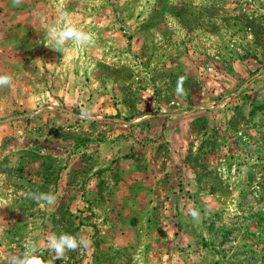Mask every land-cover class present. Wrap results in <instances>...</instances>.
<instances>
[{
	"label": "rangeland",
	"instance_id": "374dc122",
	"mask_svg": "<svg viewBox=\"0 0 264 264\" xmlns=\"http://www.w3.org/2000/svg\"><path fill=\"white\" fill-rule=\"evenodd\" d=\"M61 7L93 44L50 49ZM3 74L0 264H264V0H0Z\"/></svg>",
	"mask_w": 264,
	"mask_h": 264
},
{
	"label": "clouds",
	"instance_id": "9594fccd",
	"mask_svg": "<svg viewBox=\"0 0 264 264\" xmlns=\"http://www.w3.org/2000/svg\"><path fill=\"white\" fill-rule=\"evenodd\" d=\"M13 7H19L23 0H11ZM71 13L61 7L58 11L57 18L51 24L46 26V36L51 42L50 49L64 53L66 51L78 52L85 46L94 43L92 33L84 31L78 27L71 19ZM71 46V49L69 48ZM13 83V77L10 74L0 75V89L7 88ZM185 77H179L175 88L177 96H186L187 91L184 88ZM81 117L90 119V113L87 109L81 110ZM28 197L41 206H56L59 201L57 196L50 190L48 192H28ZM189 214L192 220L199 223L202 220L201 212L195 206H192ZM92 244L90 238L80 235L74 236L67 233L57 235L51 233L47 236L43 247L52 255L45 261L37 253L41 250V245L29 239L25 245V251L21 255H11L7 264H54L56 260H63L68 252H75L80 249H88Z\"/></svg>",
	"mask_w": 264,
	"mask_h": 264
}]
</instances>
